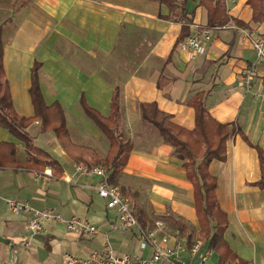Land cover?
Here are the masks:
<instances>
[{"label": "crops", "instance_id": "1", "mask_svg": "<svg viewBox=\"0 0 264 264\" xmlns=\"http://www.w3.org/2000/svg\"><path fill=\"white\" fill-rule=\"evenodd\" d=\"M12 1L18 12L1 35L14 109L19 116L34 117L30 89L37 68L45 105L60 109L52 117L64 122V130L56 132L55 125L35 120L27 129L28 148L25 140L0 126V264H64L66 254L86 259L107 246L119 257H152L151 246H140L139 229L125 227L117 209L108 208L98 195L95 186L103 178L76 170L80 165L107 170L94 163L108 156L110 139L83 104L109 117L116 87L118 132L132 146L118 187L127 195L138 194L131 199L122 193L139 224L157 225V246L174 249L178 264H200L201 256L212 250L201 233L186 159L142 120L141 105L155 103L191 131L196 127L193 103L202 99L216 123L237 130L226 141V159L213 160L208 168L227 217L224 239L242 260L264 264V188L255 185L262 177L264 155V104L256 98L264 90V63L251 44L264 35V0H226L229 23L211 29V39L197 53L176 47L182 24L159 19L169 11L157 0ZM187 8L194 14L193 25H208L200 0L190 1ZM130 30L139 32L143 45L130 62L120 58L121 63L116 47L120 35ZM10 200L28 209L16 214L8 207ZM32 210L51 211L65 220L87 219L101 233L88 239L68 232L64 223L46 220V232L32 233ZM181 225L192 245L202 242L198 254L191 253L188 236H180ZM164 237L167 244L161 242ZM204 264H220L218 253L212 250Z\"/></svg>", "mask_w": 264, "mask_h": 264}, {"label": "trees", "instance_id": "2", "mask_svg": "<svg viewBox=\"0 0 264 264\" xmlns=\"http://www.w3.org/2000/svg\"><path fill=\"white\" fill-rule=\"evenodd\" d=\"M190 1L196 0H157L159 4L166 6L169 11L168 15L159 14V19L182 24V32L178 37L176 47H179L190 35L194 18V14L190 13L187 8ZM200 4H203L208 12V25L206 26L208 29L224 27L229 23L226 0H200ZM179 12L181 13L180 15ZM5 23L6 21L0 25V126L25 140L29 148L31 147V142L27 136V129L35 120H41L45 125H55L57 127L56 132L64 130V122H59L58 117L56 119L52 117L53 112L55 114L58 112V116L61 114L59 108L45 105L38 83L37 68L32 72V86L30 89L35 115L27 118L16 113L3 62L4 48L1 34ZM161 83L162 81H160L159 87H161ZM193 106L196 109V127L191 131L175 124L172 121V116L160 110L155 103H143L141 105V118L157 130L165 144L172 146L175 152L185 157L184 167L186 168L188 179L194 186L201 233L206 237L212 250L218 253L220 264L229 262L249 264L239 258L224 239L227 217L220 209L216 198V179L208 171L209 165L213 160L224 161L226 159V141L237 133L236 127L235 125L216 123L210 117L202 99L195 101ZM83 107L88 116L111 142L108 156L103 160L96 161L94 164L106 166L109 172L108 182L119 186L121 173L126 165L127 156L132 149L124 135L118 132L120 118L119 87L115 88L109 117L96 115L85 104H83ZM260 162L262 177L255 185L264 188V155L262 153L260 154ZM121 190L123 195L128 198L135 199L138 196L137 193L127 195L123 188ZM144 218V215H142L140 221L142 222ZM148 223L150 228H145L143 222L140 223V227L147 232L156 229V224L151 221H147V225ZM179 234L180 236L187 235L186 229L182 225L180 226ZM187 236V244L191 248L193 246L192 236Z\"/></svg>", "mask_w": 264, "mask_h": 264}, {"label": "built area", "instance_id": "3", "mask_svg": "<svg viewBox=\"0 0 264 264\" xmlns=\"http://www.w3.org/2000/svg\"><path fill=\"white\" fill-rule=\"evenodd\" d=\"M212 37L211 30L207 27L199 28L197 25H192L191 33L186 40L179 46L184 52L197 53L199 52L203 44L208 42ZM252 48L256 52L259 60L264 63V35L258 37L252 41ZM256 98L262 104H264V90L259 93ZM77 172L80 174L99 175L103 178V182L95 186V190L98 195L107 201V207L111 209H117L120 222L127 228L136 227L140 231V246L145 249L147 246H151L153 249V255L150 259H145L139 256L124 255L116 256L110 246L105 247L101 251H93L86 259H79L71 254H66L64 257V264H160L167 261L170 264H178L177 258L172 257L175 252L174 249L161 248L157 246L158 229L151 232L144 231L133 213L129 202L123 197L119 187L108 182L109 172L100 166H77ZM47 173V172H46ZM49 174V173H48ZM50 175V174H49ZM9 209L18 214L28 207L25 204H21L17 201H8ZM33 218L29 223V229L32 233L46 232L42 222L44 220L51 221L53 223H64L68 232L74 234H81L92 239L101 233V229L93 225L89 220L82 219L78 216H72L70 219L65 220L60 215H56L51 211H38L32 210ZM158 226L161 225L158 223ZM163 244L168 243L166 237L161 239ZM27 246V242L24 243ZM202 242L196 241L190 249L193 255L198 254ZM177 250L181 251L182 247L178 246ZM212 252V250L210 251ZM206 253L201 256L200 264H204L209 255Z\"/></svg>", "mask_w": 264, "mask_h": 264}, {"label": "rangeland", "instance_id": "4", "mask_svg": "<svg viewBox=\"0 0 264 264\" xmlns=\"http://www.w3.org/2000/svg\"><path fill=\"white\" fill-rule=\"evenodd\" d=\"M16 5V2L12 0H0V25L5 21H8V19L11 20V18H9L10 16L16 15V13L18 12V8L16 7ZM137 34H139V32L134 33L132 30H130V32L127 33V31H124L123 34L120 35V39L116 47L119 56H115L116 59L118 58V60H120L121 58L122 61L128 63L134 58V50L139 48L141 42L143 45L144 41L141 36L140 38H137Z\"/></svg>", "mask_w": 264, "mask_h": 264}]
</instances>
